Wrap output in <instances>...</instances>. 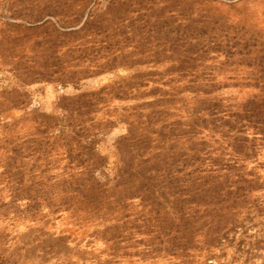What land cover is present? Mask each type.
<instances>
[{"label": "trees", "instance_id": "trees-1", "mask_svg": "<svg viewBox=\"0 0 264 264\" xmlns=\"http://www.w3.org/2000/svg\"><path fill=\"white\" fill-rule=\"evenodd\" d=\"M180 5L94 0L68 31L81 41L71 50L76 75L98 54L85 67L93 73L144 69L60 96L52 112L26 113L27 135L10 143L12 200H24L29 221L63 214L89 244L99 243L93 264H209L264 217L253 196L264 193V181L250 167L264 148V66L243 99L188 78L184 70L202 51L187 53L184 25L193 20ZM123 52L131 62L116 61ZM117 126L101 153L99 142ZM258 242L264 238L240 250V238L235 249L248 261Z\"/></svg>", "mask_w": 264, "mask_h": 264}, {"label": "rangeland", "instance_id": "rangeland-1", "mask_svg": "<svg viewBox=\"0 0 264 264\" xmlns=\"http://www.w3.org/2000/svg\"><path fill=\"white\" fill-rule=\"evenodd\" d=\"M93 1L0 0V264L94 263L97 250L93 248L99 243L89 244L86 233L83 236L63 214L29 221L24 200L13 201L10 196L7 175L10 143L28 133L29 123L23 121L26 113L52 112L60 96L96 89L111 79L144 69L120 65L93 73L86 69L93 64L89 61L93 55H88L80 65L82 72L76 75V54L71 50L81 41L68 31L80 24L77 22L83 20ZM180 7H188L193 20L184 25L187 53L192 57L194 48L202 51L200 59L192 60L195 66L185 69L184 74L210 79L215 92L243 99L253 90L247 83L259 78L258 64L264 66V0H181ZM84 46L89 48L90 43ZM118 56L123 59L116 61H132L127 53ZM120 132L117 126L104 136L98 144L101 153L109 152V142ZM112 159L109 154V162ZM250 167L264 181V148ZM253 196L264 205L263 192L256 191ZM240 238V250L263 239L264 217L253 218L244 233L238 232L235 241L217 250L218 256L207 262L264 264V245L258 242L261 249L256 257L246 261L245 254L235 249Z\"/></svg>", "mask_w": 264, "mask_h": 264}]
</instances>
